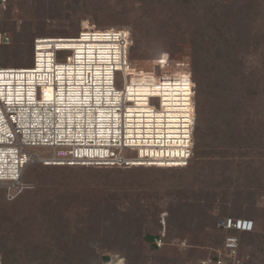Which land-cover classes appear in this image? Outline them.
<instances>
[{"label": "rangeland", "instance_id": "obj_1", "mask_svg": "<svg viewBox=\"0 0 264 264\" xmlns=\"http://www.w3.org/2000/svg\"><path fill=\"white\" fill-rule=\"evenodd\" d=\"M11 1L10 15L0 12L8 37L0 67L32 68L40 37L125 31L138 70L179 77L165 91L180 84L189 94L182 85L191 78L192 154L193 135L195 148L204 147L187 166L169 169L30 166L29 189L0 203V213L20 212L31 228V255L21 264H196L217 245L215 225L224 217L264 214V0ZM45 93L52 98L51 89ZM35 151L50 157L53 150ZM182 208L192 215L183 231L166 220ZM254 217L253 232L263 233L264 217ZM166 231L154 252L145 235ZM237 258L234 264H256L260 254L255 246Z\"/></svg>", "mask_w": 264, "mask_h": 264}, {"label": "built area", "instance_id": "obj_2", "mask_svg": "<svg viewBox=\"0 0 264 264\" xmlns=\"http://www.w3.org/2000/svg\"><path fill=\"white\" fill-rule=\"evenodd\" d=\"M7 4L8 0H0V12L5 11ZM126 33L121 30L86 31L74 39L40 37L34 42L32 68H0V195L6 201L14 202L29 189L24 175L30 166L37 163L44 166L97 168H172L188 165L192 157L193 125L190 121H194L191 78L186 76L188 85H182L188 86L189 94L180 90V84L172 91H165L164 84L175 83L179 77L162 75L158 78L138 70L132 60V40ZM2 37L5 41L8 38L0 34V44ZM87 38L89 41H85ZM57 40L85 41L79 44L81 50H86L88 56L91 49L92 58H87L86 66L82 67L79 61L83 62L84 59L77 58L79 49H72L73 45H59L57 43L61 42ZM48 43L50 49L47 54L51 55V60L45 63L52 65L49 73L57 103L45 100V90L50 82H40L34 77L44 58L41 56L42 49ZM63 52L69 53L64 62L58 56ZM74 69L78 82L73 85L72 80L68 79L66 87L64 83L60 84L57 79L59 72L67 75ZM83 71L87 72L86 75ZM30 77L34 80L31 85L28 83ZM99 81H103L104 85ZM18 87H25L26 95L22 98L17 96L13 101L10 97ZM101 87H104V98L99 103L96 92H93V100L91 98L88 103L58 101L64 96L60 94H65L66 98L69 94L76 97L77 90L81 88L97 90L102 94ZM101 105L105 119L112 123L116 121L115 126L106 128L113 130L114 134L109 142L101 141L99 137L84 142L83 119L79 124L75 123L83 114H87L88 121L95 118ZM58 106L66 109H59L62 107ZM61 111L77 114L75 123L65 117L61 119ZM42 148L53 150L51 156L42 157L35 151ZM59 148L63 149L59 151ZM98 150L101 156L95 157L93 152ZM128 151H135L136 156L128 157ZM221 224L219 226L226 230L251 232L254 229L253 222L247 220L229 219L221 221ZM238 248V238L228 237L224 244V250L229 253L226 259L220 256L216 263L208 259L199 264H234L238 259ZM0 264H4L1 253Z\"/></svg>", "mask_w": 264, "mask_h": 264}, {"label": "trees", "instance_id": "obj_3", "mask_svg": "<svg viewBox=\"0 0 264 264\" xmlns=\"http://www.w3.org/2000/svg\"><path fill=\"white\" fill-rule=\"evenodd\" d=\"M13 3L11 0H8L7 7L4 11L6 17H8L12 11ZM4 23H1V25ZM81 33V32H80ZM0 34H3V25L0 27ZM78 37L75 36V38ZM53 38V37H52ZM61 38V37H59ZM71 38V37H69ZM74 38V37H72ZM7 44H5V40L3 44H0V47H5ZM34 52V49H33ZM34 59V54H33ZM1 65V64H0ZM2 68V67H0ZM5 68V67H3ZM198 70V66L194 72ZM198 72V71H197ZM196 74V73H195ZM198 86H200L198 84ZM202 110V109H201ZM199 121L201 123V111L199 113ZM197 131L200 132V124L199 127H197ZM198 140V138H197ZM203 144L200 143V141L197 143L195 148L194 143V135H193V154L190 159H192L198 155L203 154ZM150 168V167H146ZM163 169H169V168H163ZM21 197V196H20ZM19 197V198H20ZM4 198L0 195V203L3 201ZM5 201V200H4ZM19 215H13L11 219L8 218L6 213H0V253L3 256L4 264H21V260L23 258V254H27L26 256L31 255L29 252V236L31 233V228L26 227L25 219L22 218L20 212H18ZM253 215V216H252ZM254 215H258L260 218L264 217V214L261 213L259 210L252 211L250 216H243L238 215V217L234 218L232 216H226L222 221H227L229 219L232 220H247L251 222H256V218ZM192 219V215H189V212L186 211L185 208L182 209H174L173 211L169 212V214L166 216L167 223L171 224L173 223L175 225V228L178 230L183 231L184 225L182 226V220H190ZM23 219V220H22ZM263 221V233H255L253 231L251 232H240L236 230H226L223 227L219 226V222L215 225L216 226V235L213 237V242H215L217 245L213 247L212 251L204 256L201 260H212L213 262H217L221 256L222 259H226L227 255L229 254L224 250V244L228 237H237L239 240V248H238V256H240V253H242L244 250H250V248H255L260 254V259H258L256 264H264V219ZM163 224V223H162ZM254 230V229H253ZM170 236V235H169ZM209 235H207L206 238H208ZM168 239L167 231L166 233H162L158 236L150 235L149 233L145 235V240L148 243L149 247L154 251L158 252L160 248H162L165 245V241ZM161 242L162 245H159V242ZM163 242V243H162ZM76 242L75 244H77ZM79 244V243H78ZM160 246V248L158 246ZM77 246V245H74ZM24 248V249H23ZM75 248V247H73ZM25 251V253H24ZM222 253V254H220ZM25 256V257H26ZM198 261V262H199ZM198 262L196 264H198ZM245 264H253V263H245ZM255 264V263H254Z\"/></svg>", "mask_w": 264, "mask_h": 264}, {"label": "bare ground", "instance_id": "obj_4", "mask_svg": "<svg viewBox=\"0 0 264 264\" xmlns=\"http://www.w3.org/2000/svg\"><path fill=\"white\" fill-rule=\"evenodd\" d=\"M85 30H91V29H83V31H85ZM57 41L61 42V43H57L59 45H73L71 47L72 49H74V48L75 49L76 48L79 49L78 52H77L79 54L77 58L84 59L83 62L79 61L82 64L81 65L82 67L86 66L85 64H86V59L87 58H92L91 49H89V52H88L89 55L87 56L86 55L87 54L86 50H81L82 47H80L81 45H79L82 42L89 41L88 38L85 39V41H83V40H81V41L75 40L74 42L71 41V40H60V41L57 40ZM85 47L86 48H91V46L90 47L89 46L88 47L85 46ZM71 48H68V49H71ZM49 49H50V43L46 44L45 47L42 49L41 56H43L44 58H43V61L41 63V66L37 70V74H35L34 77H35V79L40 80V82H50V84L47 85V86H48L49 89L52 90V98L49 99V100H46V101H51V102L53 101V103H57L56 99L54 97L55 91H54V88L52 87V84H51L52 78H51V75L49 73V70H51L50 67L52 65L50 63H45L47 60H49V62L51 60V58H50L51 55L47 54L48 53L47 51H49ZM86 73H87L86 71H83L84 75H86ZM67 75H69V76H67ZM67 75L66 74L63 75V73L59 72V75L57 76V79L59 80L60 84L64 83V85L66 87L67 84H65V83L68 81V79L72 80L71 82L73 83V85H75L74 83L78 82L76 80L77 79L76 78L77 72H76L75 69L73 71H70L69 74H67ZM54 78H55V73H54ZM80 78L82 80V77H80ZM98 79H96V80H98ZM33 82H34L33 78L30 77V79L28 81L29 85H31V83H33ZM80 82H83V81H80ZM84 82H85V78H84ZM96 82H98V81H96ZM99 82H101V81H99ZM101 85L102 86L104 85L103 81L101 82ZM101 90H102V94H101V92L98 93L97 90H89V89L82 90V88H81V90H77L78 94L76 95V97L71 95V94H69V97L66 98L65 94H60V96H62V95H64V96L60 97V99L58 101H68L70 104H72V103L74 104V103H76L78 101H81V102L84 101V103H88V102H91V100H90L91 98L93 100V92H96V95H95L96 96V101H97V103H99V101L102 100V98H104L103 97L104 96V87H101ZM25 91H26L25 87H23L22 89H20V87H18L17 92L13 93L10 98L13 101H16L15 99H16L17 96H18L17 98H22V96L26 95ZM100 95L102 97H100ZM90 96H92V97H90ZM19 100H22V99H19ZM63 103H65V102H63ZM58 107H62V108H59V109H64V110L66 109V108H63V106H58ZM102 107H103V105H101V107L99 108V109H101L99 111V115L96 114L95 118H92L89 121H88V119L86 117L87 114L86 115H84V114L82 115L81 114L82 118L78 121V123H75V118H77V116H76L77 114H72L71 112H69V114H66L65 112L61 111L59 117L60 118L61 117L68 118L72 123H75V125L79 124V122L83 119V123H84V129H83L84 132L83 133L84 134L82 135L83 136V140L82 141L88 142L90 140L97 139V137H99V139L101 141L109 142L110 141L109 139H111V137L113 136L114 132H113V130L106 129V128H112L113 126H115L116 125V121H114V123H112L111 120L105 119L106 116H105V114L102 111ZM190 123H191V125H194V121L193 120H191ZM91 124H93V125L90 126ZM91 128H93V129H91ZM130 136L134 137V135H130ZM139 138H142V136H139ZM93 153H94L95 157L98 156V155L101 156V153H100L99 150L97 152H93ZM88 154H90V153L88 152Z\"/></svg>", "mask_w": 264, "mask_h": 264}]
</instances>
